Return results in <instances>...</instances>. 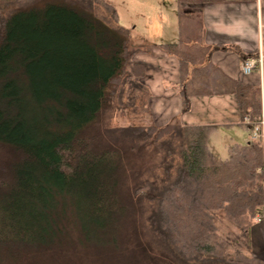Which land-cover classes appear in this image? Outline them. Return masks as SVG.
<instances>
[{"label": "trees", "instance_id": "1", "mask_svg": "<svg viewBox=\"0 0 264 264\" xmlns=\"http://www.w3.org/2000/svg\"><path fill=\"white\" fill-rule=\"evenodd\" d=\"M115 10L45 0L0 18V264H264L227 255L218 227L224 219L249 239L263 210V141L251 136L264 90L210 81L196 52L167 43L181 68V113L191 95L232 92L249 139L217 154L222 130L211 125H113L136 98L149 111L150 95Z\"/></svg>", "mask_w": 264, "mask_h": 264}, {"label": "crops", "instance_id": "2", "mask_svg": "<svg viewBox=\"0 0 264 264\" xmlns=\"http://www.w3.org/2000/svg\"><path fill=\"white\" fill-rule=\"evenodd\" d=\"M158 10L159 21L152 27L151 35H147L148 32L141 38L134 33L131 35L132 43L137 45L135 48H140L133 57L147 69L142 81L150 94L147 99L149 118L154 119L156 125H165L178 117L184 125L217 127L222 130L220 138L224 145L248 140L250 127H240L241 115L232 92L191 95L190 109L181 113V68L176 57L161 45L178 43L179 47L196 52L200 56L201 70L211 77L210 81L218 76L219 81L232 79L264 90V67L261 72L255 70L248 75L241 72L242 55L257 53L260 49L264 52V0L179 4L176 0H161ZM211 46L218 48L209 57ZM206 58L209 59L207 64ZM244 124L248 123L244 121ZM242 128L249 130L245 133ZM250 240L253 256L264 260V221L252 225Z\"/></svg>", "mask_w": 264, "mask_h": 264}, {"label": "rangeland", "instance_id": "3", "mask_svg": "<svg viewBox=\"0 0 264 264\" xmlns=\"http://www.w3.org/2000/svg\"><path fill=\"white\" fill-rule=\"evenodd\" d=\"M107 3L111 4L113 8L116 10L117 20H119V24L126 26L134 36L137 38H141L145 36L144 33L147 35H151L153 33L152 27L155 26L156 22L159 21V4H161V0H105ZM45 0H0V18L5 17L12 11L29 7L31 5L42 6ZM95 12L104 16L105 19L109 20L108 16H111V10H107L103 7H95ZM135 27V28H134ZM135 29V30H134ZM133 48L137 47L134 42ZM138 49V48H137ZM139 52V50L137 51ZM137 96H141L140 93L135 92ZM146 99V97H145ZM148 99V98H147ZM126 116H116L113 118L112 124L116 125H156L155 120L149 118V111L146 108H143L139 103V98L134 101L133 104H127V110H125ZM247 117V116H246ZM249 121L250 117L248 116ZM173 121V120H172ZM170 122V121H169ZM168 123V122H167ZM166 124V123H165ZM161 125V124H160ZM164 125V124H162ZM245 133H247V129H242ZM217 136L214 135L215 141L212 144V149L217 154L226 153L225 143L220 141L219 139V132H216ZM260 139V138H259ZM219 140V141H218ZM263 146V144H262ZM264 152V148H263ZM161 171V170H159ZM264 177V176H263ZM218 227L220 229L219 235L225 238L227 241L225 253L229 256L235 255L237 252H244L247 254H252L251 252V240L247 237H243L240 233L239 228L235 226H231L230 223L224 219L220 220L218 223ZM148 243L152 244V242L148 239L145 235L144 238ZM152 247L155 249L150 250L152 255H157L159 248L157 245L152 244ZM138 252L140 250L135 251V255L138 257L143 258ZM124 258L128 259L129 257L124 254ZM157 260H154L152 264H156Z\"/></svg>", "mask_w": 264, "mask_h": 264}, {"label": "built area", "instance_id": "4", "mask_svg": "<svg viewBox=\"0 0 264 264\" xmlns=\"http://www.w3.org/2000/svg\"><path fill=\"white\" fill-rule=\"evenodd\" d=\"M259 54L257 56L248 57L246 58L242 63L241 72L244 75L251 74L255 70L262 71L264 67V52L261 51V49L258 51ZM263 116L260 118V121L253 125V131H252V139H262L263 141V148H264V113H262ZM248 117L244 118V121L246 123H250ZM263 164H264V157H263ZM262 171L264 174V166L262 167ZM256 218L254 219L255 224L264 221V205L263 210L260 213L256 214Z\"/></svg>", "mask_w": 264, "mask_h": 264}]
</instances>
